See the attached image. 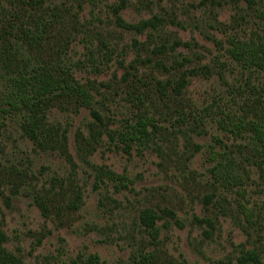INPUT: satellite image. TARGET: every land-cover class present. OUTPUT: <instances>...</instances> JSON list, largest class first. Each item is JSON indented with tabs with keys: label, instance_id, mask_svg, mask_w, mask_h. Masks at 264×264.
<instances>
[{
	"label": "rangeland",
	"instance_id": "obj_1",
	"mask_svg": "<svg viewBox=\"0 0 264 264\" xmlns=\"http://www.w3.org/2000/svg\"><path fill=\"white\" fill-rule=\"evenodd\" d=\"M260 37L264 0H0V249L264 264V72L229 52Z\"/></svg>",
	"mask_w": 264,
	"mask_h": 264
},
{
	"label": "trees",
	"instance_id": "obj_2",
	"mask_svg": "<svg viewBox=\"0 0 264 264\" xmlns=\"http://www.w3.org/2000/svg\"><path fill=\"white\" fill-rule=\"evenodd\" d=\"M229 52L230 55L234 57V59H236L237 61L246 64L250 67H255L260 71L264 72V39H261V37L259 40L234 43L233 47L229 50ZM66 89L73 95L77 96L78 98L88 99L87 93L81 87L66 85ZM18 93H19L18 95L20 97V101L24 105H26L28 102H31L32 100L34 102V100L38 99L39 97V95L37 97L27 96L25 90L23 92L18 91ZM149 123L152 122L147 119L142 120L141 122L138 123L137 125L138 127L137 126L133 127V130L127 136H124V138L125 137L129 138L128 136L139 138L140 136L138 133L140 131L143 132L147 131V127ZM237 126L239 129H245V127H248L247 124H242V123H239ZM139 127L140 130L138 129ZM248 130L253 133L254 138L257 141L264 142V126L262 124L252 122L251 127ZM229 162L230 161L228 160L224 164H220L217 168L218 171L229 173V170L231 169ZM155 219H156V214L151 210H148L143 217L144 223L149 227L153 226L152 223L154 222ZM242 259H243V263L247 261H253L259 263V257L255 252L246 253ZM0 264H23V263L20 260L12 256H9L5 250L0 249Z\"/></svg>",
	"mask_w": 264,
	"mask_h": 264
}]
</instances>
